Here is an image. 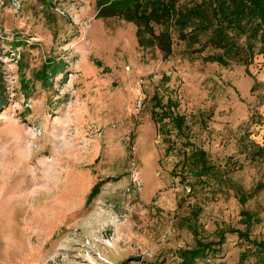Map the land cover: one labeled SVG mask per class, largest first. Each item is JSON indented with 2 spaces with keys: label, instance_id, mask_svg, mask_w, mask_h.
<instances>
[{
  "label": "rangeland",
  "instance_id": "1",
  "mask_svg": "<svg viewBox=\"0 0 264 264\" xmlns=\"http://www.w3.org/2000/svg\"><path fill=\"white\" fill-rule=\"evenodd\" d=\"M174 1L180 15L212 0ZM96 12L95 0H0L9 94L0 111V264H176L195 232L204 241L224 232L197 264H237L242 253V264H257L256 246L227 230L264 238V45H254L247 72L237 58L208 60L221 50L194 21L181 29L172 16L166 54L139 44L134 22ZM49 58L64 70L42 84L36 72ZM153 95L172 100L181 128L169 116L154 122ZM194 145L218 178L244 189V202L214 177L184 187L172 171L179 150Z\"/></svg>",
  "mask_w": 264,
  "mask_h": 264
},
{
  "label": "trees",
  "instance_id": "2",
  "mask_svg": "<svg viewBox=\"0 0 264 264\" xmlns=\"http://www.w3.org/2000/svg\"><path fill=\"white\" fill-rule=\"evenodd\" d=\"M95 3L97 16H119L126 21L134 22L137 25L139 44L142 46L155 45L166 54L171 51L172 42L168 28L171 25V18L175 14L173 23L176 26L183 29L187 27L188 22L194 21V32L207 34L206 42L221 50V53L207 55L208 60L227 64V58H237L246 66V70L249 72L247 66L252 59L254 45L257 41L264 45V0H212L208 3V6L206 3H199L186 11H181L180 15L176 11L174 0H95ZM154 24L161 26L158 33L155 32ZM242 37L245 39L243 43L239 42V38ZM49 60L50 65L43 64L36 72L42 84H46L49 77H53L64 70L65 64L62 61H55L53 58H49ZM96 64L100 65V61L97 60ZM2 65L3 63L0 61V111L9 103L7 83ZM20 81H22L25 93V76L22 73ZM154 96L157 106L160 107L159 112L155 113L154 111L151 114L154 122L158 123L164 117L169 116L173 124L178 129L181 128L184 120L181 115L172 111V106L175 105L172 100L167 98L165 102H162V96L159 98L156 95ZM157 114H159V117H157ZM158 131L163 133V136L166 135L159 128ZM179 153L181 158L178 162L181 163L175 165L172 173L179 176V180L184 183V187L190 189L193 183L195 186L198 182L206 180L204 176L206 178L214 177L216 181L222 184H231L228 177L218 178L220 172L207 161L205 150L194 145V149L187 151L186 148H182ZM177 166H180L179 171H175ZM191 178H194V180ZM101 184L102 181H99L92 186L87 194L85 205H88L99 193ZM230 186L235 190L241 202L247 199L248 194L242 187L235 184ZM198 208L194 210L195 217L199 212ZM242 212L245 218L244 221L247 225H250L253 219L252 213L247 210ZM227 231L236 233L239 237L255 245L259 254L257 264H264V238L261 240L251 239L246 230L243 231L233 227ZM194 235L195 242L193 246L178 249L179 261L176 264H197L207 253L217 252L218 249L213 245L216 243L221 244L224 240V232L218 241H204L198 237L196 232ZM245 255L246 253H242L237 264H242ZM204 261L207 264L210 262V257H206Z\"/></svg>",
  "mask_w": 264,
  "mask_h": 264
},
{
  "label": "built area",
  "instance_id": "3",
  "mask_svg": "<svg viewBox=\"0 0 264 264\" xmlns=\"http://www.w3.org/2000/svg\"><path fill=\"white\" fill-rule=\"evenodd\" d=\"M144 97H145V95H144L143 91L141 90V88H139L138 93H137L138 105H141L143 103Z\"/></svg>",
  "mask_w": 264,
  "mask_h": 264
}]
</instances>
